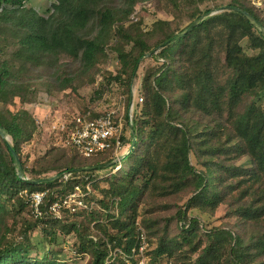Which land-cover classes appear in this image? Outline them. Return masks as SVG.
I'll use <instances>...</instances> for the list:
<instances>
[{
	"label": "trees",
	"instance_id": "16d2710c",
	"mask_svg": "<svg viewBox=\"0 0 264 264\" xmlns=\"http://www.w3.org/2000/svg\"><path fill=\"white\" fill-rule=\"evenodd\" d=\"M44 1L0 0V125L24 167L21 177L0 134V264H130L142 230L149 264H264V34L231 7L263 25L264 9L157 0L167 18L148 24L136 6L152 0ZM111 58L116 71L102 67ZM97 82L93 102L114 84L124 95L120 150L133 142L134 103L127 157L114 162L115 146L85 157L68 140L75 116L107 113L88 105L58 131L62 145L29 163L39 125L24 105L43 89L79 94ZM78 185L89 208L72 211L64 200ZM34 192L45 193L39 216Z\"/></svg>",
	"mask_w": 264,
	"mask_h": 264
},
{
	"label": "rangeland",
	"instance_id": "374dc122",
	"mask_svg": "<svg viewBox=\"0 0 264 264\" xmlns=\"http://www.w3.org/2000/svg\"><path fill=\"white\" fill-rule=\"evenodd\" d=\"M257 1L261 2L259 6L264 9V0ZM31 3L37 9H42L46 5L44 0H32ZM136 7L140 12V17H142L148 24L156 18H167L165 11L159 6L157 0L139 3ZM215 10L218 9L215 7L212 11L215 12ZM145 58H143L141 61H143ZM117 63L118 62L115 58H111L106 63H103L102 67L110 71H116L118 66ZM152 64H154L153 61H147L142 65L141 69H144V67ZM98 80V82H100L102 79L98 78ZM138 80L139 79H136L132 83V91L134 93ZM98 82L94 85L85 87L80 91L79 94H74L69 89L60 94L53 95L43 89L39 93V96L35 102L24 105V108L35 115L39 125V129L34 136V139L24 147V155L26 159H28L29 163H31L38 156L43 155L52 143L57 146L62 145V142H60V137L57 136L58 126L65 121L69 122L77 112L82 111V109L88 105L94 106L99 112L109 113L115 111L116 115L122 119L125 127V120L123 118L125 112V102L124 95L121 93L122 90L118 85L114 84L111 86L110 90H106L104 92V95L100 100L93 102L90 97L93 91L97 88ZM133 108L134 103L130 105L131 113L133 112ZM130 149L131 147H125L120 150L114 161L119 163L121 158L125 157L129 153ZM222 214L223 209L217 212L216 217L219 218ZM226 221H228L227 218H224L221 221H218V224L226 223ZM36 239L38 240L39 237L36 236ZM68 239L70 242H73V238ZM57 251H59V248H57ZM84 263L85 260L80 261V264Z\"/></svg>",
	"mask_w": 264,
	"mask_h": 264
},
{
	"label": "built area",
	"instance_id": "2783aa9c",
	"mask_svg": "<svg viewBox=\"0 0 264 264\" xmlns=\"http://www.w3.org/2000/svg\"><path fill=\"white\" fill-rule=\"evenodd\" d=\"M256 5L261 2L253 0ZM136 19V18H135ZM132 118L131 111L129 112ZM65 121L58 126V131H63L67 128ZM68 140L75 146L78 153L85 157L96 155L103 152L112 146H115L116 153L122 148V137L125 133V127L121 118H115V111L101 115L98 118L90 119L88 116H75L73 123L69 124ZM90 189V187H87ZM87 193L78 185L75 190L64 200V205L70 210L75 211L80 208H89L86 202ZM45 197L44 192H34L31 195V202L33 212L36 216L42 214L41 205ZM60 203L52 205L51 210L59 214ZM149 243L145 231L142 230L140 234V245L134 248V252L140 253V257L135 262L130 264H149V259L145 254Z\"/></svg>",
	"mask_w": 264,
	"mask_h": 264
},
{
	"label": "water",
	"instance_id": "95a60500",
	"mask_svg": "<svg viewBox=\"0 0 264 264\" xmlns=\"http://www.w3.org/2000/svg\"><path fill=\"white\" fill-rule=\"evenodd\" d=\"M228 7L227 6H223V7H221V8H219L218 10H215V12H219V11H221V10H225V9H227ZM233 10H235V11H238V12H240V13H242L251 23H253L255 26H257L260 30H261V32L264 34V25L262 24V22L261 21H259L255 16H253L251 13H249L248 11H246V10H244V9H242V8H239V7H231ZM214 11H209V12H207V13H205V14H203L199 19H197L195 22H193L182 34H180V35H177L176 37H174L172 40H176V39H178L179 37H181L182 35H184V34H186V33H188L190 30H191V28L193 27V26H195L196 24H198L199 22H201L203 19H205L206 17H208V16H210V15H212V14H214L215 13ZM160 47H157V48H155L150 54H146V55H144L142 58H141V60L143 59V58H145V57H147V56H150V55H153V54H155L157 51H158V49H159ZM140 60V61H141ZM130 130H131V136H132V140H133V142H132V145H131V149L135 146V144H136V135H135V128H134V125H133V121H132V118H130ZM0 134L6 139V141L8 142V145H9V147H10V151H11V153H12V157H13V159H14V162H15V165L18 167V169H19V173H20V176L22 177L23 176V174H24V167H23V163H22V161H21V158H20V156H19V154L15 151V149L13 148V146H12V144L9 142V138L5 135V132H4V128L0 125ZM130 149V150H131ZM114 162H116V161H114ZM110 165V163H107V164H97V165H92V166H89V167H84V168H80L79 170H81V171H83V170H85V171H89V170H95V169H100V168H104V167H107V166H109ZM58 177V175H56V176H54V177H52V178H47V179H42V180H34L35 182H37V183H41V182H43V181H47V180H52V179H55V178H57ZM26 180H28V179H26Z\"/></svg>",
	"mask_w": 264,
	"mask_h": 264
}]
</instances>
